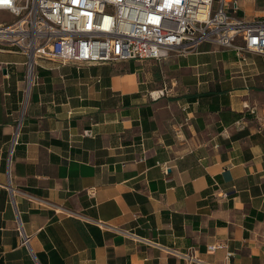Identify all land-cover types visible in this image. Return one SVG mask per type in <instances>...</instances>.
Returning a JSON list of instances; mask_svg holds the SVG:
<instances>
[{"label":"crops","instance_id":"crops-1","mask_svg":"<svg viewBox=\"0 0 264 264\" xmlns=\"http://www.w3.org/2000/svg\"><path fill=\"white\" fill-rule=\"evenodd\" d=\"M246 56L38 58L25 107L28 58L0 45V264H264V56Z\"/></svg>","mask_w":264,"mask_h":264},{"label":"built area","instance_id":"built-area-1","mask_svg":"<svg viewBox=\"0 0 264 264\" xmlns=\"http://www.w3.org/2000/svg\"><path fill=\"white\" fill-rule=\"evenodd\" d=\"M0 12L12 17L0 23V45L28 58L25 107L38 58L77 65L162 61L204 42L235 50L241 61L247 53L264 56V9L251 21L240 19L239 0H0ZM239 38L242 45L236 44ZM18 230L30 248L22 225Z\"/></svg>","mask_w":264,"mask_h":264},{"label":"rangeland","instance_id":"rangeland-1","mask_svg":"<svg viewBox=\"0 0 264 264\" xmlns=\"http://www.w3.org/2000/svg\"><path fill=\"white\" fill-rule=\"evenodd\" d=\"M259 6L264 7V3H262V5ZM237 17H240V14H238ZM7 21H12V17L6 12H0V23Z\"/></svg>","mask_w":264,"mask_h":264}]
</instances>
